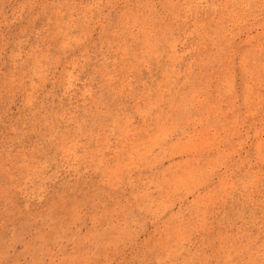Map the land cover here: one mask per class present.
I'll list each match as a JSON object with an SVG mask.
<instances>
[{
	"label": "rangeland",
	"instance_id": "374dc122",
	"mask_svg": "<svg viewBox=\"0 0 264 264\" xmlns=\"http://www.w3.org/2000/svg\"><path fill=\"white\" fill-rule=\"evenodd\" d=\"M0 264H264V0H0Z\"/></svg>",
	"mask_w": 264,
	"mask_h": 264
}]
</instances>
